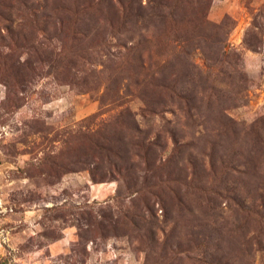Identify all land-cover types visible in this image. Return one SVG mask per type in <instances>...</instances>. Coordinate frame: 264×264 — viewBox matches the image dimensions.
Wrapping results in <instances>:
<instances>
[{"label":"rangeland","instance_id":"374dc122","mask_svg":"<svg viewBox=\"0 0 264 264\" xmlns=\"http://www.w3.org/2000/svg\"><path fill=\"white\" fill-rule=\"evenodd\" d=\"M0 264H264V0H0Z\"/></svg>","mask_w":264,"mask_h":264}]
</instances>
